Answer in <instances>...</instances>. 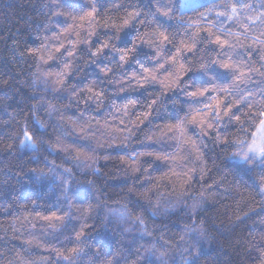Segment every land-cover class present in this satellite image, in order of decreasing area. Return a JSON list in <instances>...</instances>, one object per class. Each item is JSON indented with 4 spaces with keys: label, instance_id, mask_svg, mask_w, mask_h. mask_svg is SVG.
<instances>
[{
    "label": "trees",
    "instance_id": "obj_1",
    "mask_svg": "<svg viewBox=\"0 0 264 264\" xmlns=\"http://www.w3.org/2000/svg\"><path fill=\"white\" fill-rule=\"evenodd\" d=\"M0 0V264H264V0Z\"/></svg>",
    "mask_w": 264,
    "mask_h": 264
},
{
    "label": "rangeland",
    "instance_id": "obj_2",
    "mask_svg": "<svg viewBox=\"0 0 264 264\" xmlns=\"http://www.w3.org/2000/svg\"><path fill=\"white\" fill-rule=\"evenodd\" d=\"M205 1H209V0H181L179 8H180V11H186ZM263 144H264V119L262 120V122L260 123L257 129L256 135L253 141V146L247 150V154L256 155L259 157L261 155ZM262 191L264 193V187L262 188Z\"/></svg>",
    "mask_w": 264,
    "mask_h": 264
}]
</instances>
